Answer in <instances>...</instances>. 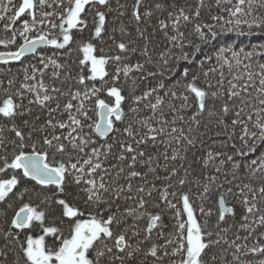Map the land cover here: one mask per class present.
<instances>
[{
	"label": "snow or ice",
	"instance_id": "6c2138e0",
	"mask_svg": "<svg viewBox=\"0 0 264 264\" xmlns=\"http://www.w3.org/2000/svg\"><path fill=\"white\" fill-rule=\"evenodd\" d=\"M0 49V264H264V0H0Z\"/></svg>",
	"mask_w": 264,
	"mask_h": 264
},
{
	"label": "trees",
	"instance_id": "16d2710c",
	"mask_svg": "<svg viewBox=\"0 0 264 264\" xmlns=\"http://www.w3.org/2000/svg\"><path fill=\"white\" fill-rule=\"evenodd\" d=\"M258 37H252V38H247V37H241L239 39H237L236 35L234 33L232 34H228V36L226 37V41L225 42H232V41H236L237 44H248L249 42L251 43H257L259 42ZM2 50V49H0Z\"/></svg>",
	"mask_w": 264,
	"mask_h": 264
}]
</instances>
